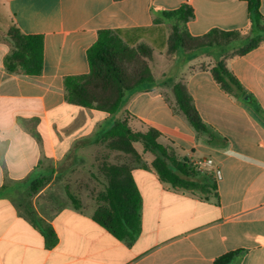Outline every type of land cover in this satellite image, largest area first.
I'll use <instances>...</instances> for the list:
<instances>
[{"label":"crops","instance_id":"1","mask_svg":"<svg viewBox=\"0 0 264 264\" xmlns=\"http://www.w3.org/2000/svg\"><path fill=\"white\" fill-rule=\"evenodd\" d=\"M182 5L193 11L186 24L192 37L249 29L246 3L239 0H0V144H6L0 161V264H213L234 251H241L234 264H264V117L256 112L264 113V44L225 61L249 96L248 102L235 99L213 80L212 57L167 54L170 24L158 20ZM259 12L264 15V0ZM11 27L42 38L39 75L7 70ZM103 30L129 47L152 51L154 86L122 107L127 125L157 130L168 152L196 167L210 160L207 174L217 187V196L208 199L172 189L151 168L154 155L133 143L145 167L130 172L141 198V230L131 243L94 222L89 207L47 199L53 182L74 165L90 168L111 121L106 113L68 104L63 84L66 77L89 73L86 52ZM179 82L201 121L224 143L208 144L177 110L172 87ZM19 118L37 120L39 140ZM45 177L51 184L33 192L32 185ZM51 235L55 242L48 245Z\"/></svg>","mask_w":264,"mask_h":264},{"label":"trees","instance_id":"2","mask_svg":"<svg viewBox=\"0 0 264 264\" xmlns=\"http://www.w3.org/2000/svg\"><path fill=\"white\" fill-rule=\"evenodd\" d=\"M246 3L249 19V29L246 31L223 32L211 30L201 37H192L186 24L193 18L190 7L182 5L172 11H163L161 19L170 24V34L167 40V54H183L187 59L205 54L213 58L211 68L213 80L217 86L229 96L242 100L246 92L227 69V59L240 57L245 53L264 44V15L259 12V0H239ZM156 21V20H155ZM12 46L10 55L5 58L7 70L22 72L26 75H39L43 67V42L40 36H26L15 27L7 33ZM89 73L80 76H70L64 79L65 101L74 106L89 110H97L109 115L116 114L128 101L139 92L150 90L154 79L149 68L152 51L143 45L127 46L113 31L98 32L96 42L86 52ZM132 70L125 72L124 67ZM204 69V67H199ZM104 79L114 90V96L108 103L93 100L87 88ZM177 110L184 115L187 122L199 134L205 135L208 144L224 143L225 139L211 131L200 119L193 106L192 99L185 85L176 83L172 87ZM259 116L264 113L256 108ZM37 120L18 119V123L39 140L35 132ZM161 134L148 128L145 132L132 131L126 121L115 122L104 133V139L109 140L110 148L122 151L132 157L135 165L145 167L140 156L133 149V143H140L144 151L154 155L151 168L161 182L174 190L186 192L200 199L217 196V187L211 175L198 171L196 164L181 159L168 152L159 143ZM6 144H0V161H2ZM108 184L98 197L99 202L107 206L97 207L92 213V220L103 227L117 240L126 243L133 242L140 234L141 198L131 177L132 168L126 166L106 167ZM36 181L31 190L36 192ZM71 204L78 209L80 204L69 196ZM48 245L55 242V237ZM241 251L227 253L215 259L213 264H234Z\"/></svg>","mask_w":264,"mask_h":264},{"label":"rangeland","instance_id":"3","mask_svg":"<svg viewBox=\"0 0 264 264\" xmlns=\"http://www.w3.org/2000/svg\"><path fill=\"white\" fill-rule=\"evenodd\" d=\"M131 70L132 69L128 65L124 67L125 72H130ZM87 90L91 94L92 99L98 100L100 103H108L115 94L112 86L106 83L104 79L94 83L92 86L88 87ZM110 116L111 121H108L107 130H109L115 122L126 121L127 123L129 119L128 115L122 113V108L116 114ZM129 128L134 132H144L138 131L132 127ZM98 143L99 145H97V148L92 154L94 163L90 165V168L81 169L80 165H74L69 175L64 178H59V180L56 179L53 182L54 185H56V188H53V194L47 196L49 202H55L57 204L68 202L71 204L69 199L70 196L77 200L80 206H87L92 211L97 207L104 208L107 206L105 203L97 200L98 197L104 193L108 184L106 167L126 166L133 168L136 165L133 163L132 157L128 154L116 149H111V142L104 139V134L98 139ZM51 182L52 180L50 177H45L39 180L36 187L41 188L51 184ZM50 186L52 187V185Z\"/></svg>","mask_w":264,"mask_h":264},{"label":"built area","instance_id":"4","mask_svg":"<svg viewBox=\"0 0 264 264\" xmlns=\"http://www.w3.org/2000/svg\"><path fill=\"white\" fill-rule=\"evenodd\" d=\"M210 165H211V161L210 160H206V161H204V163L197 164V169H198V171L208 173L209 172L208 168H209ZM215 178L217 180L220 179V172L219 171L215 172Z\"/></svg>","mask_w":264,"mask_h":264},{"label":"water","instance_id":"5","mask_svg":"<svg viewBox=\"0 0 264 264\" xmlns=\"http://www.w3.org/2000/svg\"><path fill=\"white\" fill-rule=\"evenodd\" d=\"M243 101H244V102H248V101H249V96H248V95H245V96L243 97Z\"/></svg>","mask_w":264,"mask_h":264}]
</instances>
